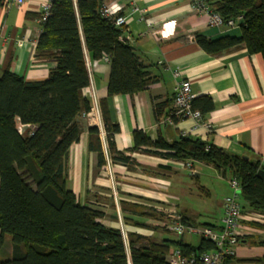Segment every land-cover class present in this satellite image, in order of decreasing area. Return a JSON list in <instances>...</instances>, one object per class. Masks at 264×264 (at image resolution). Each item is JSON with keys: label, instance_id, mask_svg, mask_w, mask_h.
<instances>
[{"label": "trees", "instance_id": "trees-1", "mask_svg": "<svg viewBox=\"0 0 264 264\" xmlns=\"http://www.w3.org/2000/svg\"><path fill=\"white\" fill-rule=\"evenodd\" d=\"M103 1L52 0L50 13L42 22L35 57L56 66L40 80H26L8 67L0 74V264H170L167 255L177 248L185 254L193 253V264H203L201 255L216 248L204 237L192 244L183 235L158 240L131 232L126 242L121 228L101 221L103 211L81 204L67 187L69 150L81 137L80 115L91 109L84 95L91 82L88 57H108V96H133L157 80L135 47L123 40L126 27L115 25L112 18L102 14ZM208 1L225 21L242 16L240 33L216 39L197 34L200 46L212 55L245 46L264 58V0ZM101 104L112 159L129 164L130 157L114 142L120 126L112 122L106 100ZM160 106L156 103L157 118ZM193 107L204 116L214 103L210 96L203 95L193 99ZM19 124L24 125L22 132ZM134 141V148L165 149L166 156L229 172L241 183L243 212L264 213V180L258 175L264 167L256 155L246 158L189 135L173 142L163 138L155 141L140 129L134 130ZM89 148L97 153L99 165H104L96 126L89 128ZM6 236L11 238L12 254L2 258ZM252 242L264 246V240ZM225 260L230 264H264V254L249 258L235 255Z\"/></svg>", "mask_w": 264, "mask_h": 264}, {"label": "crops", "instance_id": "crops-1", "mask_svg": "<svg viewBox=\"0 0 264 264\" xmlns=\"http://www.w3.org/2000/svg\"><path fill=\"white\" fill-rule=\"evenodd\" d=\"M106 1L124 4L122 14L127 18L125 37L157 80L133 96H108L110 61L106 57L100 60L88 57L91 82L84 89V95L91 105L97 97L101 114V102L106 100L112 122L120 126V131L114 135L116 147L131 161L129 164L114 162L107 139L108 153L103 149L105 163L99 165L97 153L89 148V128L94 125L83 113L80 115V140L69 150L67 187L76 193L81 204L103 211L101 221L104 224L127 233L137 232L158 240L167 238L164 233L173 232L164 226L168 220L167 208H175L189 225L219 228L224 197L230 193L228 182L231 174L217 203L219 210H207V221H200L201 212L183 200L184 194L194 193L184 174L189 160L166 156L165 149L134 148V130L144 131L155 141L163 138L173 142L182 135L197 137L236 155L254 154L264 167V58L261 53H250L245 46L234 47L219 55L207 53L197 42V34L216 39L227 34H239L240 29L211 26L205 15L193 10L191 0ZM43 2L26 0L21 5L10 6L0 2V74L8 67L26 80H40L56 66L54 62L35 57L42 29L40 14ZM135 6L145 11L137 10ZM182 78L190 80L195 98L203 95L212 98L214 108L204 115L209 126L198 125L189 118L176 120L174 124L159 123L160 118L172 111L175 86ZM156 103L161 104L160 118L156 115ZM191 163L195 170L191 176L197 183L203 170L212 166L196 161ZM218 170L223 177L227 176L225 170ZM199 185L200 195L211 196L206 185ZM204 204L210 206L205 200ZM136 222L158 228L139 226ZM255 223L264 224V213L243 212L239 225L241 240L236 246L237 258L255 257L248 255L251 241L264 240V226ZM194 236L198 235L188 232L182 237L186 242L197 244L200 236L197 243L193 242ZM260 248L264 249V246ZM11 254V238L6 236L1 257L9 258Z\"/></svg>", "mask_w": 264, "mask_h": 264}, {"label": "built area", "instance_id": "built-area-1", "mask_svg": "<svg viewBox=\"0 0 264 264\" xmlns=\"http://www.w3.org/2000/svg\"><path fill=\"white\" fill-rule=\"evenodd\" d=\"M25 1L26 0H0V2H2L5 6H10L11 4L21 5ZM191 6L195 12L205 15L211 26H226L233 28L238 27L239 22L242 20V16H239L236 19H229L225 21L223 17L212 8L208 0H191ZM51 7L52 0H44L40 16L41 22L46 20ZM123 8L124 4L119 1L109 2L104 0L100 9L103 15L114 20L115 25L119 27H126L127 18L122 14ZM135 9L142 12L145 11V9H140L136 6ZM106 59L109 60L108 57H106ZM176 75H179V72H176ZM194 98L195 95L192 92L190 80L186 78L180 79L175 86L172 111L166 117L160 118L159 123L174 124L176 120L189 118L198 125H208L205 123L202 112L193 107ZM84 116H86L94 126L98 127L103 149L105 148V153H108L106 128L102 119L101 109L97 97L94 98L91 109L84 112ZM23 128L24 125L19 124L20 132L23 131ZM191 162L192 161L189 160L186 165L193 171ZM228 183L230 193L224 197L223 216L219 228L189 225L186 221H184L183 216L175 208L165 209L168 220L164 226L169 228L171 231L177 233L179 236L191 232L214 242L216 248L212 251L204 252L201 255L200 258L203 261V264H230L225 259L236 255V246L241 240L239 225L243 218V210L240 202L242 187L239 179L236 177H230ZM194 260L195 257L193 253L190 255L185 254L180 248L175 249L167 255V261L170 264H193Z\"/></svg>", "mask_w": 264, "mask_h": 264}, {"label": "rangeland", "instance_id": "rangeland-1", "mask_svg": "<svg viewBox=\"0 0 264 264\" xmlns=\"http://www.w3.org/2000/svg\"><path fill=\"white\" fill-rule=\"evenodd\" d=\"M184 174L186 177V181L188 182V184L192 186L194 193H189L186 195L184 194L183 200L188 202V205L191 208L195 209L196 211L201 212V215H199L200 221H207L206 219H208V213H209L207 212V210L209 209L219 210L217 203L223 196L224 188L227 187V179L230 177V173L227 172L226 174L227 176L223 177L220 170L215 169V167L211 166V169L203 170V173L200 178V182L198 183L197 181H194V178L191 176L192 174H195V170L192 171V169L187 167L186 172H184ZM200 183L206 185L210 189L211 196L200 195L201 193V190H200L201 186L199 185ZM204 200L208 201L210 203V206L207 207L206 204H204ZM123 234L127 242L128 233L124 230ZM164 234H165V237L167 238L177 239L180 237L177 233H174V232H166ZM198 239H199V235L194 236L193 242L197 243ZM260 246L261 245L253 244V242L251 241L250 246L247 249L249 253L248 255L256 256V255H261L260 253H264V249L260 248ZM2 257L4 256L2 255Z\"/></svg>", "mask_w": 264, "mask_h": 264}, {"label": "water", "instance_id": "water-1", "mask_svg": "<svg viewBox=\"0 0 264 264\" xmlns=\"http://www.w3.org/2000/svg\"><path fill=\"white\" fill-rule=\"evenodd\" d=\"M123 40H124V41H128V38H127V37H123ZM244 157L248 158L247 155H244ZM258 175L264 180V169H260V170L258 171Z\"/></svg>", "mask_w": 264, "mask_h": 264}]
</instances>
